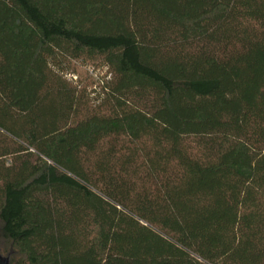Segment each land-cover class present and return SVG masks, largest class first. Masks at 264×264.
Wrapping results in <instances>:
<instances>
[{
  "label": "trees",
  "instance_id": "1",
  "mask_svg": "<svg viewBox=\"0 0 264 264\" xmlns=\"http://www.w3.org/2000/svg\"><path fill=\"white\" fill-rule=\"evenodd\" d=\"M0 248L264 264V0H0Z\"/></svg>",
  "mask_w": 264,
  "mask_h": 264
},
{
  "label": "rangeland",
  "instance_id": "2",
  "mask_svg": "<svg viewBox=\"0 0 264 264\" xmlns=\"http://www.w3.org/2000/svg\"><path fill=\"white\" fill-rule=\"evenodd\" d=\"M75 67L77 73L70 75L69 78L82 87H87L92 97H96V94H98L103 87L104 81L109 79L107 70L100 67V65H93L92 63L82 61L76 63ZM9 253V250L0 248L1 262L7 259Z\"/></svg>",
  "mask_w": 264,
  "mask_h": 264
},
{
  "label": "water",
  "instance_id": "3",
  "mask_svg": "<svg viewBox=\"0 0 264 264\" xmlns=\"http://www.w3.org/2000/svg\"><path fill=\"white\" fill-rule=\"evenodd\" d=\"M2 260H1V258H0V264H4V263H6V259L3 261V262H1Z\"/></svg>",
  "mask_w": 264,
  "mask_h": 264
}]
</instances>
